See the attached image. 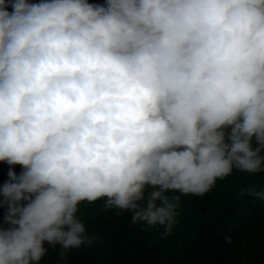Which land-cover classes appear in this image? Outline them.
<instances>
[{
    "label": "clouds",
    "instance_id": "obj_1",
    "mask_svg": "<svg viewBox=\"0 0 264 264\" xmlns=\"http://www.w3.org/2000/svg\"><path fill=\"white\" fill-rule=\"evenodd\" d=\"M0 163V264L90 246L82 203L170 234L264 172V0H0Z\"/></svg>",
    "mask_w": 264,
    "mask_h": 264
},
{
    "label": "trees",
    "instance_id": "obj_2",
    "mask_svg": "<svg viewBox=\"0 0 264 264\" xmlns=\"http://www.w3.org/2000/svg\"><path fill=\"white\" fill-rule=\"evenodd\" d=\"M9 169L0 163V185L8 180ZM12 171L19 175L22 169L17 165ZM253 185L264 191V172L234 170L203 196L169 193L181 195L170 234L163 226L134 224L128 212L105 211L102 200L82 203L78 217L98 239L63 258L59 246L46 244L40 264H264V201L248 193ZM5 211L0 209V223Z\"/></svg>",
    "mask_w": 264,
    "mask_h": 264
}]
</instances>
